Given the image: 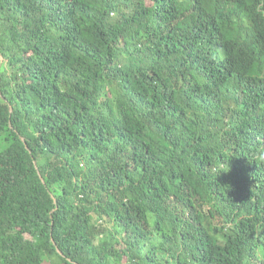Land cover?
Returning a JSON list of instances; mask_svg holds the SVG:
<instances>
[{"label":"trees","instance_id":"1","mask_svg":"<svg viewBox=\"0 0 264 264\" xmlns=\"http://www.w3.org/2000/svg\"><path fill=\"white\" fill-rule=\"evenodd\" d=\"M0 264H264V0H0Z\"/></svg>","mask_w":264,"mask_h":264},{"label":"rangeland","instance_id":"2","mask_svg":"<svg viewBox=\"0 0 264 264\" xmlns=\"http://www.w3.org/2000/svg\"><path fill=\"white\" fill-rule=\"evenodd\" d=\"M3 148L2 147H0V151L2 150Z\"/></svg>","mask_w":264,"mask_h":264}]
</instances>
